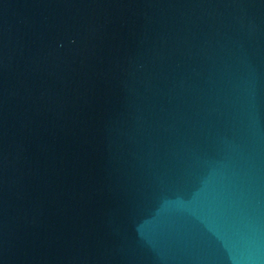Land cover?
Instances as JSON below:
<instances>
[{
    "label": "water",
    "instance_id": "obj_1",
    "mask_svg": "<svg viewBox=\"0 0 264 264\" xmlns=\"http://www.w3.org/2000/svg\"><path fill=\"white\" fill-rule=\"evenodd\" d=\"M0 264H264V0H0Z\"/></svg>",
    "mask_w": 264,
    "mask_h": 264
}]
</instances>
